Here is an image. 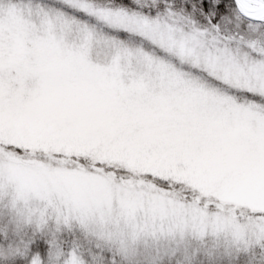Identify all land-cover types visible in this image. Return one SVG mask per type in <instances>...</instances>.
<instances>
[{
  "label": "snow or ice",
  "instance_id": "6c2138e0",
  "mask_svg": "<svg viewBox=\"0 0 264 264\" xmlns=\"http://www.w3.org/2000/svg\"><path fill=\"white\" fill-rule=\"evenodd\" d=\"M0 264H264V0H0Z\"/></svg>",
  "mask_w": 264,
  "mask_h": 264
}]
</instances>
